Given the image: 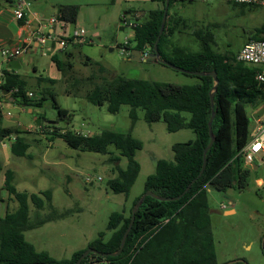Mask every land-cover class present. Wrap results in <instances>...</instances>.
<instances>
[{
    "label": "rangeland",
    "instance_id": "374dc122",
    "mask_svg": "<svg viewBox=\"0 0 264 264\" xmlns=\"http://www.w3.org/2000/svg\"><path fill=\"white\" fill-rule=\"evenodd\" d=\"M260 1L264 0H173L168 23L171 25L176 17L180 21L175 22L172 41L190 52H197L201 44L194 32L200 30L212 35V48L218 53L237 54L255 36L257 28L264 25V5ZM56 4L78 5L77 18L75 22L66 24L69 28L66 31L69 35L73 29L82 28L86 32L87 41L77 46L68 42L66 48L64 46L72 52V68L67 71L57 69L50 61V51L44 46L30 56H22L18 72L23 74L26 71L29 77L27 91L38 96L44 91L52 92L58 106L71 114L69 122L66 124L58 118L57 108L48 93L40 105L22 107L18 100L9 101V107L4 111H9L19 121L12 128L22 131L33 125L37 130L27 134L31 140L30 156L16 157L20 167L11 183L20 191H51L50 199L40 209L28 202L29 220L44 223L24 231V237L35 249L47 251L60 259L69 258L75 251L86 248L88 242L98 238L100 233L106 241L112 233L107 227L110 215L122 210L128 214L134 199L143 192L146 177L155 173L156 160H172V144L195 136L188 128L169 132L162 120L147 121L144 110L140 108L135 109L136 119L132 121L131 108L126 104L121 105L118 112L110 113L106 103L95 105L87 101L86 91L101 80L100 76L112 78L121 75L177 84H194L198 79L149 57L136 61L119 54L123 41L131 37V25L143 20L145 12L153 9L156 2L36 0L35 5L46 7L44 13L49 16L54 11L50 5ZM127 20L129 24H126ZM86 58L89 61L84 64ZM33 65H37L39 72L53 65L57 74L53 75L55 81L42 82L37 86L32 77ZM100 67L105 71L99 76ZM92 74L96 77L90 80ZM262 104L260 99H256L254 104H246L249 131L255 121L252 113ZM183 115L185 119L189 118V113ZM38 119L40 123H37ZM2 123L10 125L5 121ZM53 126L81 130L88 135L113 129L130 132L140 140L142 146L134 154L140 169L127 195L115 193L109 187V181L117 176L118 168L124 169L127 164L117 149L109 145L107 153H99L72 148L63 139L50 137L45 130ZM251 169L257 171V175L253 172L243 188L233 186L221 191L209 186L206 189L210 230L218 264L235 259H243L248 264H264L259 241L264 232V167L256 162ZM11 206L10 203L7 208L6 201L1 202L0 217L11 211Z\"/></svg>",
    "mask_w": 264,
    "mask_h": 264
},
{
    "label": "trees",
    "instance_id": "16d2710c",
    "mask_svg": "<svg viewBox=\"0 0 264 264\" xmlns=\"http://www.w3.org/2000/svg\"><path fill=\"white\" fill-rule=\"evenodd\" d=\"M150 1L156 2L157 7L149 10L143 20L133 25V36L127 43L131 50L152 51L165 0ZM172 2L173 0H169L165 26L157 45L160 58L186 70L216 73L218 84L213 94L215 116L212 121L214 141L206 152L203 171L198 175L202 166L203 149L210 141L207 122L211 115L209 94L213 91L214 84L211 76L187 74L195 76L198 82L177 84L132 79L121 75H114L112 78L102 77L99 73L105 69L100 67L97 75L101 80L93 83V87L86 91L87 101L95 105L106 103L110 113L118 112L123 104L129 105L132 121L136 119L135 109L140 108L144 110L147 121L162 120L169 132L182 128L194 132L193 139L172 144V160H156V171L146 177L143 192L150 190L158 196L175 197L192 180L194 181L177 200L162 201L146 196L135 213L122 251L115 256L103 253L114 252L119 247L121 236L130 219L131 208L139 196L128 208V214H125V210L113 212L107 225L112 230L110 237L103 241L100 233L98 238L88 242L86 248L91 247L97 252L88 253L80 264L86 259L101 264H218L210 230L206 189L209 186L221 191L233 186L243 188L253 172L257 175V171L244 166L239 154V150L249 138L246 104H254L256 99L262 101L260 88L254 79L256 68L244 66L243 62L236 59L237 54L229 56L215 51L211 43L213 37L208 32L203 33L200 30L194 32L201 44L197 52H190L185 47L176 45L172 39L176 29L175 22L180 21V18H174L175 22L169 25ZM78 9V5L75 4H59L55 16L63 23H73L77 18ZM251 39H264V25L257 28L255 36ZM81 43L72 45L77 46ZM71 53L70 50L63 49V57L53 53L51 61L59 70H70L73 66L70 60ZM88 61L86 58L83 63L87 64ZM33 69L35 70L34 67ZM3 70V80L0 84V122L1 103L7 100L2 91L10 92L16 88V92H10L12 101L18 100L24 106L40 105L48 93L57 108L58 118L68 124L71 114L67 109L58 106L52 92L44 91L38 99H33L27 95L28 83L25 78L13 69ZM95 77L96 75L92 74L89 79L93 80ZM54 81L38 76L37 86L42 82ZM183 113H189V118L185 119ZM45 131L51 138L59 137L75 149L107 153L108 146L112 145L126 158L127 164L124 169L118 168L117 176L109 181V187L115 193L127 195L140 169L134 154L142 146L141 141L130 132L104 129L88 135L75 133L61 126H53ZM9 133V130L0 127V141L7 138ZM28 147L29 142L24 136H16L10 142V151L16 156H27ZM12 179L13 172L6 170L5 187L17 202V208L0 217V264L33 262L74 264L86 248L75 251L69 258L56 259L46 251H37L25 239L24 231L44 223L43 221L32 223L29 220L28 202L40 209L45 201L50 199L51 191L49 189L39 193L17 191L11 183ZM262 254L264 256L263 250Z\"/></svg>",
    "mask_w": 264,
    "mask_h": 264
},
{
    "label": "built area",
    "instance_id": "2783aa9c",
    "mask_svg": "<svg viewBox=\"0 0 264 264\" xmlns=\"http://www.w3.org/2000/svg\"><path fill=\"white\" fill-rule=\"evenodd\" d=\"M202 1H211V0H202ZM243 1V0H240ZM9 8L12 10L14 17L17 20L22 21L25 25L31 26L32 22L38 21L39 18L35 15L28 17V11L30 6L32 5V0H10ZM260 4L264 5V1H260ZM48 27L51 28L54 25L59 26V30L57 33L52 30H48V28H44L43 24L38 21L37 26L33 31V36L36 39L37 44L45 46L46 49L50 52L54 51V44H60L61 46H65L66 43H80L87 41L86 32L84 29H73L71 34L69 35L64 28V23L59 21L56 16H52L47 20ZM128 39L123 41V45L119 47L120 55H124L125 57H131V49L128 48ZM31 51V44L24 41L19 46L11 49H2L1 55L6 60V62L10 60H18L25 53ZM149 49H143L141 51L140 59L146 60L149 57ZM236 59L243 63H251L254 65L255 75L254 79L256 80L260 92L261 98L264 105V39H250L247 43H245L242 48L238 51ZM3 80V73L0 69V84ZM12 92H16L17 89L13 88ZM10 91V92H11ZM9 92V94H10ZM1 93V90H0ZM29 97L33 99H38L39 96L34 95L33 93L28 94ZM3 103V102H2ZM1 103V106H2ZM3 113V109H2ZM75 133L86 134V132H82L81 130H73ZM239 154L243 159V164L246 168H252L254 164L257 162L262 164L264 167V113L254 121V125L249 131V138L246 143L239 150ZM81 264H101L100 262L86 259Z\"/></svg>",
    "mask_w": 264,
    "mask_h": 264
},
{
    "label": "crops",
    "instance_id": "0c3cea01",
    "mask_svg": "<svg viewBox=\"0 0 264 264\" xmlns=\"http://www.w3.org/2000/svg\"><path fill=\"white\" fill-rule=\"evenodd\" d=\"M8 2H9V0H0V69H1L2 73L4 71L3 69L6 68V64L9 62V61L6 62V60L2 57V55H1L2 49L15 48V47L19 46L21 43H23L24 41H26L29 44H31V51L28 53H25L23 56H30L31 54L36 53L41 47H44L40 44H37L36 39L33 36V31H34L35 27L37 26L38 21L43 24L44 28L47 27L48 30L55 31V33H57L59 30L58 25H54L51 28H49L48 23H47V20L50 17L56 15V7L58 4L50 5L51 8L54 9V11H52L51 13L49 12L50 13L49 16H46L44 13V12H46V7L36 6L35 5L36 0H32V5L30 6L29 11H28V17L29 16L34 17L36 15L39 18V20L32 22L31 26H27L22 21L17 20L14 17L12 10H10V8L8 6L9 5ZM32 7H34L35 9H32ZM156 7H157V4L154 8H156ZM130 14H131V12H130ZM145 15H146V12H145L144 16ZM128 17H129V14L127 15V18ZM122 21L124 22V17L122 18ZM66 24L67 23H64V28L66 30H68L69 28ZM126 24H129V20H127ZM134 24L131 25V27H132V29H130L131 30L130 31L131 37H129V39L132 38V36H133V25ZM125 30L128 31V28H125ZM63 48L64 47L61 46L60 44H54V51L50 52V56H49L50 61H51V55L53 53H57L59 55V57H62V56H60V54L62 55V49ZM65 48H66V46H65ZM20 58L18 59L19 64H20ZM29 61H30V59H29ZM51 63L54 65V63L52 61H51ZM53 65L52 66L49 65L46 69H42L43 72L38 71L37 65L32 66L31 70L34 74L32 77H33V81L36 85H37L38 76L55 79V78H53V75L57 76V74L53 70ZM20 67H21V64H20ZM33 67L35 68V70L33 69ZM18 69H15V72L20 74L23 78H25L27 80V83H28L29 77L26 76V71H24V73L21 74L18 72ZM37 71L39 72L38 75H37ZM180 84H182V83H180ZM29 93H33V92L28 91L27 95ZM33 94H35V93H33ZM36 96H38V95H36ZM9 101L10 100L7 99L6 101H3V103H2L3 113H2V118H1V122H0L1 128L10 131L9 136L7 138H5L4 140L0 141V193H1L0 199H1V202L6 201V207L7 208H8L10 203L12 204V206H11V211H6L3 214V216L6 213L12 212L17 208V202L15 203L14 198L12 197V195H10L8 193V191L6 190V187H5V183H4L5 171L11 170L13 172V178H14L15 175H17V171L19 170V167H20V164L17 161L16 157H19V158L23 157V156H16V155L11 153L10 142L16 136H24L27 139V141L29 142V147L26 151V154H27V156H30L28 151L30 148L31 140L27 137V134L30 133L31 131L37 132L36 127L33 125H29V128L21 129L22 131H19L20 129L12 128V126L14 124H19V121H16L14 119L13 115L9 111H6V112L4 111L5 108L9 107V105H8ZM22 107H24L23 104H22ZM28 111H31V110L28 109ZM2 121H5L7 124L9 123L10 125H3ZM39 123H40V121H39ZM15 188L17 191H20L19 189H17L16 186H15ZM28 193H34V192H28ZM1 202H0V205H1ZM42 224H40V225L42 226ZM37 251H39V250H37ZM41 251H44V250H41ZM48 254L50 255V253H48ZM52 257L58 259L57 257H54V256H52ZM61 258H65V257H61Z\"/></svg>",
    "mask_w": 264,
    "mask_h": 264
},
{
    "label": "water",
    "instance_id": "95a60500",
    "mask_svg": "<svg viewBox=\"0 0 264 264\" xmlns=\"http://www.w3.org/2000/svg\"><path fill=\"white\" fill-rule=\"evenodd\" d=\"M168 4H169V0H165L164 2V8H163V12H162V17H161V22H160V26H159V29H158V33H157V36H156V39L153 43V46H152V51L149 53V58H152L154 60H156L157 62H160V63H163L175 70H178V71H181V72H184L186 74H194V75H199V76H202V75H208V76H211L214 80V84H213V91L209 94V101H210V107H211V115L208 119V122H207V129H208V134H209V138H210V141L208 143V145L203 149V152H202V166H201V169L198 173V175H200L203 171V167L205 165V162H206V152L207 150L210 148V146L212 145L213 141H214V134H213V131H212V121H213V118L215 116V109H214V103H213V94H214V91L216 90V87H217V84H218V79L216 78V73L214 71H190V70H186V69H183L181 67H178V66H175L171 63H168L167 61L165 60H162L160 58V54H159V51H158V41H159V38L163 32V29H164V26H165V21H166V15H167V9H168ZM140 56H141V51L138 50V49H133L131 51V59L132 60H140ZM20 67V64H19V61L18 60H10L7 64H6V68L7 69H18ZM2 94L5 96L6 99H9L10 101L13 100V97L10 96L9 92L7 90H3L2 91ZM264 113V105H261L255 112L252 113V117L254 120L258 119L262 114ZM39 119L37 120V123H39ZM157 163L155 162V165ZM194 180H192L186 187L185 189L177 196L175 197H163V196H158L156 195L155 193H153L152 191L150 190H146L144 191L140 196L139 198L136 200V202L134 203V205L132 206L131 208V214H130V219H129V222L127 224V227L125 229V231L123 232L122 236H121V239H120V243H119V247L117 248L116 251L114 252H109V253H103L104 255H118L123 247H124V244H125V241H126V237L133 225V222H134V218H135V213L137 212V210L139 209L142 201L144 200V198L146 196H151L155 199H158V200H162V201H166V200H177L179 199L190 187L191 183L193 182ZM260 245L262 247V250L264 252V234L263 236L261 237V240H260ZM90 252H97L95 249L91 248V247H87L82 253L81 255L78 257V259L75 261L74 264H80L81 260ZM236 262H241L243 264H248L246 261H244L243 259H235V260H232V261H229L227 263H223V264H232V263H236ZM25 264H46V263H42V262H33V263H25Z\"/></svg>",
    "mask_w": 264,
    "mask_h": 264
}]
</instances>
